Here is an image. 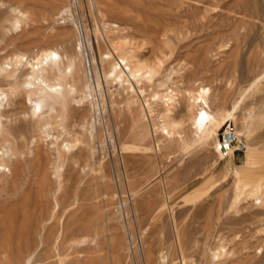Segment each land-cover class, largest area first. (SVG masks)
I'll return each mask as SVG.
<instances>
[{
  "label": "rangeland",
  "instance_id": "rangeland-1",
  "mask_svg": "<svg viewBox=\"0 0 264 264\" xmlns=\"http://www.w3.org/2000/svg\"><path fill=\"white\" fill-rule=\"evenodd\" d=\"M68 2L0 0V264H264V0H98L114 30ZM80 33L75 93L38 121L14 56L74 53ZM126 56L152 81L105 76ZM86 82L97 107L76 101ZM199 86L212 113L242 97L243 150L220 158L196 129Z\"/></svg>",
  "mask_w": 264,
  "mask_h": 264
},
{
  "label": "bare ground",
  "instance_id": "bare-ground-1",
  "mask_svg": "<svg viewBox=\"0 0 264 264\" xmlns=\"http://www.w3.org/2000/svg\"><path fill=\"white\" fill-rule=\"evenodd\" d=\"M68 1H69L68 7H67V5H65L66 7L62 6L64 8L63 12L69 11L70 7L75 6V5L78 8V5L80 4L79 0H68ZM87 1L90 3V7L92 8V9H90V12H91L90 15L93 16V18L97 22L99 20V22L103 26H106L107 28H109V30H114L115 28L113 29L111 26L112 23H108L105 19L102 21L99 19L101 16H103V10H102V7L99 4L98 0H86V2ZM72 23L77 24L79 22L77 19H74V22H72ZM110 32H108V33H110ZM80 35L81 36H79L75 41V46H74L75 52L74 53H69L65 50L61 51V49L54 47V48H46V49L42 50V52L39 55H37V56L35 55L36 56L35 58H31V59L28 58L29 61L27 58L24 59V55H15V56L13 55L15 57V63L17 65L22 64L23 60H25V62L27 63V66H29L28 73L26 74L27 79H26V81H24L25 82L24 87L26 89L27 99H28V102L30 103L31 107H30L29 111L28 110H26V111H28L33 117L38 119V121L40 118H44V116H45V118L51 117L52 116L51 113L54 111V109H56L58 102H61V105H64L66 107L69 104L67 102L68 95H70V94L72 95L75 93L74 85H70L68 88L64 87L63 82H62V75L71 74L72 69H74V67H75V63H74L73 58L77 55L76 49L81 48L80 46H81L82 41H83L82 36L84 34L80 33ZM84 38L86 39L85 36H84ZM85 41H87V40H85ZM107 56L108 55H106V57ZM87 61H88V63L91 62L89 59ZM110 61H112V62H110L112 64L110 65V67L107 71V74H105V76L109 74L108 76H111L110 78L114 77L116 79H120L123 76V74L126 72V74H125L126 78H127L126 81L128 82V85H126L127 89L134 87L133 86L134 82H137V84L138 83L142 84L143 82L152 81L151 79H152V76L154 73L153 72L154 71L153 66L143 63V61L140 58H136V57L133 58L132 56H130V58H128L126 56V57H121L119 60H116V58L114 59V57H112L110 59ZM124 66L127 67L126 71L123 70ZM84 67H85V65H84ZM172 71H173V69L169 70V72L165 75V77L162 80L160 79V80L156 81V85H161L165 80L169 79ZM16 77H17V74L15 73L13 76L14 81L16 80ZM99 81H100V79H99ZM80 86L83 88V91L79 92L80 93L78 95L79 98H78V100L76 99V101H80V102L88 101V103L90 105L94 106L96 104L95 103L96 100H95L94 94L92 92L93 86L91 87V84H89L87 82L81 83ZM139 89H140V91H142V88H139ZM111 93H112L111 95H113V92H111ZM209 93H210V89L208 87H206V86H199L198 87L196 95L193 98V101H194L193 103L195 105L194 109H196V113H197V115H196L197 118L196 119L193 118L194 119L193 124L196 127V129L199 130V132L201 133V135L204 137L205 140L215 138V145H214L215 152L218 154V156L220 158H226V157H229L230 155H233V153H230L226 157H223L221 155L219 148H218V143H219V139L217 138V135L219 132L218 130L220 127L223 126L224 123H226L228 120H230V119L232 120L234 118L235 110L238 107V105L240 104L242 97H239L235 101V103L232 105L231 109L229 110V112L227 114H223L221 112L212 113L209 105L207 104L206 100L204 99V97L209 95ZM0 96H3V95H0ZM100 96H101V94H100ZM4 97L6 98V97H8V95L4 96ZM150 99H152V98H150ZM46 100H49L48 105L45 104ZM128 103L130 105L131 101L128 100ZM128 103H127V105H128ZM99 104L101 105L100 109L103 110V101L101 100V98L99 99ZM45 106H46V110H45ZM95 106L97 107V105H95ZM100 109H99V111H100ZM173 110H175V109H172V111ZM46 112H47V114H46ZM192 112H194L193 109H192ZM92 113L95 114V111ZM189 113H191V111ZM168 115L171 116V112ZM169 116H168V121L166 122L165 125H163L162 130H161L162 133H165L167 136L172 134L173 128L177 124L176 121L172 118H169ZM193 116L191 115V117H193ZM0 118H1V114H0ZM38 121H35V122H38ZM70 146H71V144L69 142H67V143H65L64 148L67 147L69 149ZM122 203H125V202H122ZM164 256L162 254L159 257L160 258L159 264L160 263L163 264V262L165 260ZM159 258L157 259V261L159 260Z\"/></svg>",
  "mask_w": 264,
  "mask_h": 264
},
{
  "label": "built area",
  "instance_id": "built-area-1",
  "mask_svg": "<svg viewBox=\"0 0 264 264\" xmlns=\"http://www.w3.org/2000/svg\"><path fill=\"white\" fill-rule=\"evenodd\" d=\"M218 139V148L223 157L244 149V144L239 138L235 125L231 121H227L220 128Z\"/></svg>",
  "mask_w": 264,
  "mask_h": 264
}]
</instances>
